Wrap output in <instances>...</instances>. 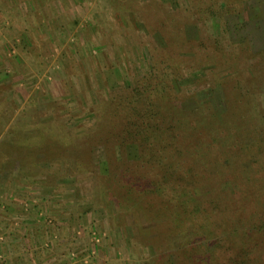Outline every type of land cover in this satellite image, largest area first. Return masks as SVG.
<instances>
[{"label":"rangeland","instance_id":"obj_1","mask_svg":"<svg viewBox=\"0 0 264 264\" xmlns=\"http://www.w3.org/2000/svg\"><path fill=\"white\" fill-rule=\"evenodd\" d=\"M69 2L0 0V264H264V0Z\"/></svg>","mask_w":264,"mask_h":264},{"label":"trees","instance_id":"obj_2","mask_svg":"<svg viewBox=\"0 0 264 264\" xmlns=\"http://www.w3.org/2000/svg\"><path fill=\"white\" fill-rule=\"evenodd\" d=\"M150 74L152 75V73H153V71H152V69L150 68ZM164 85V84H163ZM217 117H219L220 118V122H221V120H222V114L219 116H217ZM215 118H216V114H214V111H212V115L210 116V117H205V119L206 120H204L203 122H206V121H208V125H210V128L208 129V128H206L207 130H208V133H210V135L212 136V137H214L216 134H217V122H216V120H215ZM219 122V123H220ZM211 125H213V127H211ZM206 127H207V125H206ZM174 137L177 139L178 137H179V135H174ZM261 227H264V222H263V224L261 225ZM256 260H254V258H248V260H247V264H253L254 262H255ZM257 264V263H256Z\"/></svg>","mask_w":264,"mask_h":264},{"label":"crops","instance_id":"obj_3","mask_svg":"<svg viewBox=\"0 0 264 264\" xmlns=\"http://www.w3.org/2000/svg\"><path fill=\"white\" fill-rule=\"evenodd\" d=\"M69 1H70V2H74L75 0H69ZM70 2H69V3H70Z\"/></svg>","mask_w":264,"mask_h":264}]
</instances>
